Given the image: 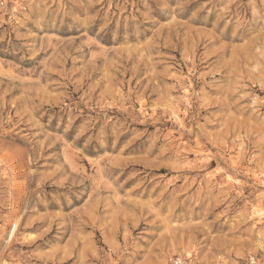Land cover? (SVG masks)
<instances>
[{
	"label": "rangeland",
	"instance_id": "374dc122",
	"mask_svg": "<svg viewBox=\"0 0 264 264\" xmlns=\"http://www.w3.org/2000/svg\"><path fill=\"white\" fill-rule=\"evenodd\" d=\"M264 264V0H0V264Z\"/></svg>",
	"mask_w": 264,
	"mask_h": 264
},
{
	"label": "built area",
	"instance_id": "2783aa9c",
	"mask_svg": "<svg viewBox=\"0 0 264 264\" xmlns=\"http://www.w3.org/2000/svg\"><path fill=\"white\" fill-rule=\"evenodd\" d=\"M173 264H189L188 262H186L185 260H183L182 258L177 257L174 261Z\"/></svg>",
	"mask_w": 264,
	"mask_h": 264
}]
</instances>
